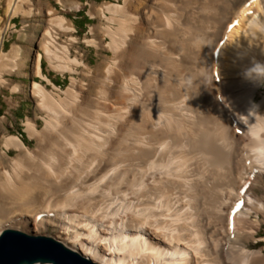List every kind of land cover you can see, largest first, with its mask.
<instances>
[{
    "label": "bare ground",
    "instance_id": "1",
    "mask_svg": "<svg viewBox=\"0 0 264 264\" xmlns=\"http://www.w3.org/2000/svg\"><path fill=\"white\" fill-rule=\"evenodd\" d=\"M0 7V85L33 54L38 105L30 143L0 118V238L47 234L94 264H264V81L244 75L264 64V0L93 3L97 62L49 1ZM20 16L23 39L43 27L35 53L6 50Z\"/></svg>",
    "mask_w": 264,
    "mask_h": 264
},
{
    "label": "rangeland",
    "instance_id": "2",
    "mask_svg": "<svg viewBox=\"0 0 264 264\" xmlns=\"http://www.w3.org/2000/svg\"><path fill=\"white\" fill-rule=\"evenodd\" d=\"M47 1H49L54 7L58 8L60 14L66 15L74 23V25L76 26V31L74 35L79 41L76 43L75 46L82 50L84 54H86V57L90 58L93 62H97L100 58V56L98 55L97 48L88 45L85 40L88 36H91L90 30L92 25L94 26L98 23H101L105 27L110 21L108 20V18H92V16L90 15V9L93 3H95L96 6L99 7L107 1L116 0H79L81 4L80 10L76 9L77 5H74L73 7L71 5H67V0H63V3L61 4L58 3V0ZM0 11H3L2 7H0ZM23 20L24 19L21 16L15 19V23L17 24L19 29H11L9 31L7 37L6 50H11L14 44H21L24 48H26V50H33V53H35V51L40 48V36L43 32V29L41 28L43 27H40V33H38L39 36L36 37L34 41H28L26 39L21 38L22 32L20 30L24 27ZM75 46H71V50H73ZM33 56L34 55L32 54L30 65H32ZM44 61V72L48 73L50 75L49 77H51L53 81H57V83L61 85V87L65 88L70 81L69 78L71 74L68 73L66 75H63L62 73H58L57 71L50 68L49 62L46 59ZM30 65H28V67L25 69V73L8 76V78L10 79V84L2 87L0 85V118L6 116L9 117V122L5 123V127H3L2 129L6 134H20V132H23V134L26 135L24 137L25 140L29 141V143L32 140H30L25 130L24 121L26 120L27 116H34L36 110L38 109V105L35 99L29 97L31 85L33 83V78L31 74L32 69ZM28 73H30V75H26ZM35 79L39 80L44 84H47V80H45L43 77L37 76ZM17 83L23 86V91L21 93L14 94L12 93L13 85ZM48 86L49 88L53 87L51 84H48ZM41 122L43 121L41 120ZM45 235L49 236L47 234Z\"/></svg>",
    "mask_w": 264,
    "mask_h": 264
},
{
    "label": "water",
    "instance_id": "3",
    "mask_svg": "<svg viewBox=\"0 0 264 264\" xmlns=\"http://www.w3.org/2000/svg\"><path fill=\"white\" fill-rule=\"evenodd\" d=\"M54 241L47 236L29 238L19 231L9 230L0 240V264H20L41 257H49L55 264H94Z\"/></svg>",
    "mask_w": 264,
    "mask_h": 264
},
{
    "label": "clouds",
    "instance_id": "4",
    "mask_svg": "<svg viewBox=\"0 0 264 264\" xmlns=\"http://www.w3.org/2000/svg\"><path fill=\"white\" fill-rule=\"evenodd\" d=\"M246 78L264 81V64L254 63L253 67L244 73Z\"/></svg>",
    "mask_w": 264,
    "mask_h": 264
}]
</instances>
